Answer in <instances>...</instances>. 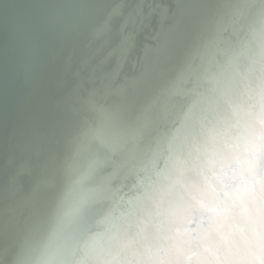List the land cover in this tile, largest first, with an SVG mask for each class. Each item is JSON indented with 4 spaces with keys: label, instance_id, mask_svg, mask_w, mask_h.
Returning <instances> with one entry per match:
<instances>
[{
    "label": "bare ground",
    "instance_id": "obj_1",
    "mask_svg": "<svg viewBox=\"0 0 264 264\" xmlns=\"http://www.w3.org/2000/svg\"><path fill=\"white\" fill-rule=\"evenodd\" d=\"M238 135L214 238H163L145 190ZM46 255L264 264V0H0V264Z\"/></svg>",
    "mask_w": 264,
    "mask_h": 264
},
{
    "label": "clouds",
    "instance_id": "obj_2",
    "mask_svg": "<svg viewBox=\"0 0 264 264\" xmlns=\"http://www.w3.org/2000/svg\"><path fill=\"white\" fill-rule=\"evenodd\" d=\"M222 156V167L190 165L181 182L165 189L163 195L155 189L145 190L147 210L152 213L163 238L173 240L180 236L208 241L214 238L222 210L230 206L246 175L251 157L246 138L238 135L228 140ZM76 210L70 197L65 215L71 217ZM53 260L54 256L46 255L36 264H52Z\"/></svg>",
    "mask_w": 264,
    "mask_h": 264
}]
</instances>
